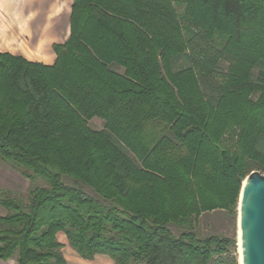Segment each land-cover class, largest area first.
Returning a JSON list of instances; mask_svg holds the SVG:
<instances>
[{
	"label": "trees",
	"instance_id": "trees-1",
	"mask_svg": "<svg viewBox=\"0 0 264 264\" xmlns=\"http://www.w3.org/2000/svg\"><path fill=\"white\" fill-rule=\"evenodd\" d=\"M53 50L0 53V261L237 264L198 229L264 174V0H73Z\"/></svg>",
	"mask_w": 264,
	"mask_h": 264
},
{
	"label": "crops",
	"instance_id": "crops-1",
	"mask_svg": "<svg viewBox=\"0 0 264 264\" xmlns=\"http://www.w3.org/2000/svg\"><path fill=\"white\" fill-rule=\"evenodd\" d=\"M72 3L73 0H0V53L53 65V46L64 44L70 35ZM1 208L0 218L6 215Z\"/></svg>",
	"mask_w": 264,
	"mask_h": 264
},
{
	"label": "water",
	"instance_id": "water-1",
	"mask_svg": "<svg viewBox=\"0 0 264 264\" xmlns=\"http://www.w3.org/2000/svg\"><path fill=\"white\" fill-rule=\"evenodd\" d=\"M237 212L241 264H264V174L252 172L245 178Z\"/></svg>",
	"mask_w": 264,
	"mask_h": 264
},
{
	"label": "rangeland",
	"instance_id": "rangeland-1",
	"mask_svg": "<svg viewBox=\"0 0 264 264\" xmlns=\"http://www.w3.org/2000/svg\"><path fill=\"white\" fill-rule=\"evenodd\" d=\"M181 10L182 8H177L178 13H181ZM93 125L98 128L100 127V123L98 121H94ZM30 185L31 182L23 179L16 171L0 161V188L9 189L15 192H22L26 198L28 191L32 188ZM1 210L6 212L3 208H1ZM198 230L201 236L215 234L216 236L227 238L235 237V253H233L232 256L236 258V263L240 264L237 221L234 227L233 222L226 215H213L203 219ZM58 239L60 242L66 243L62 235H59ZM61 253L64 257L65 263L67 262V264H113L112 259L105 255H96L97 257L92 261L84 260L68 247L62 249ZM11 264H15V262L12 261Z\"/></svg>",
	"mask_w": 264,
	"mask_h": 264
},
{
	"label": "bare ground",
	"instance_id": "bare-ground-1",
	"mask_svg": "<svg viewBox=\"0 0 264 264\" xmlns=\"http://www.w3.org/2000/svg\"><path fill=\"white\" fill-rule=\"evenodd\" d=\"M239 252H240V250H239ZM239 258H240V255H239ZM239 263L241 264V261H240V259H239Z\"/></svg>",
	"mask_w": 264,
	"mask_h": 264
}]
</instances>
